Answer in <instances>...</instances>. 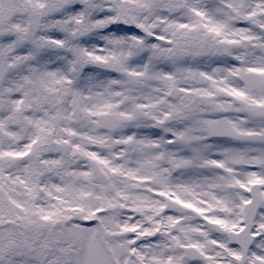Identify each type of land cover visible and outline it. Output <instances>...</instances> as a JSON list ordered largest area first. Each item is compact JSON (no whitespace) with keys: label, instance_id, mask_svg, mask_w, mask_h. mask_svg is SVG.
Instances as JSON below:
<instances>
[{"label":"snow or ice","instance_id":"obj_1","mask_svg":"<svg viewBox=\"0 0 264 264\" xmlns=\"http://www.w3.org/2000/svg\"><path fill=\"white\" fill-rule=\"evenodd\" d=\"M0 264H264V0H0Z\"/></svg>","mask_w":264,"mask_h":264}]
</instances>
